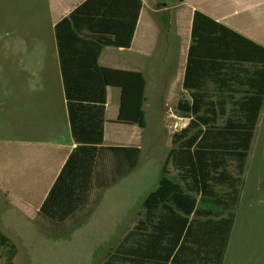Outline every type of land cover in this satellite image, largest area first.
Here are the masks:
<instances>
[{"label":"trees","instance_id":"1","mask_svg":"<svg viewBox=\"0 0 264 264\" xmlns=\"http://www.w3.org/2000/svg\"><path fill=\"white\" fill-rule=\"evenodd\" d=\"M118 1L86 0L55 25L76 145L39 208L53 223L76 214L87 204L92 189L113 184L139 160L137 146H103L104 116L107 86H116L120 88L118 121L145 127V78L140 72L103 67L98 56L108 44L129 46L141 1L126 0L123 4L127 13L122 18L125 23L131 21L124 40L118 32L113 33L112 41L82 36L84 30L104 31L112 21L121 23L120 14L111 10ZM229 61L241 63L239 81L244 95L219 125L216 118L223 107L204 100L201 84ZM183 88L190 98L178 99L175 112L189 121L172 133L158 186L144 199L140 217L124 242L103 264H114L115 260L118 264H187L196 256L203 264H222L264 102V47L195 11ZM168 162L175 166L177 180L168 176ZM101 170L111 174V180L96 187ZM0 246V264H14L16 246L1 230Z\"/></svg>","mask_w":264,"mask_h":264},{"label":"crops","instance_id":"2","mask_svg":"<svg viewBox=\"0 0 264 264\" xmlns=\"http://www.w3.org/2000/svg\"><path fill=\"white\" fill-rule=\"evenodd\" d=\"M85 1L39 0L34 3L33 0H30L32 2L30 7L37 11V14L33 17L38 21H34V25L37 24L41 27L45 37L38 39L25 34L19 38L22 46H13L9 54L10 58H12V65L8 68L9 73L20 75L19 77L15 76L12 80H21L19 86L24 87L23 91L21 90L17 93V98L14 96L15 93L13 94L14 99L11 100V103L15 105L14 100H16V104L21 106L20 111L24 114L26 121L23 125L14 127L15 131L20 135L23 134L21 139L0 140V202L6 208L18 210L31 221L36 218L46 219L39 213V208L67 157L76 145L70 130L55 25ZM140 1L141 8L129 46L112 44L103 46L98 56V63L107 68L140 72L144 76L146 83L144 96L151 74L155 77L154 87L166 76L164 82H167L169 88H171L169 102L165 101L166 123L170 113L177 115L175 106L178 99L182 97L190 98L188 91L183 88V80L195 11L206 14L215 21L264 47V0ZM123 4L126 5V0H119L116 6L111 9L113 13L117 12L120 14L121 23L112 21V24L109 23V30L104 31L84 30L82 36L88 39L99 38L112 41L114 40L113 33L118 32L121 39L124 40L131 21L127 19L129 21L125 23L122 18V14L124 13L126 16L127 13V8ZM33 41L36 43L34 46L31 45ZM2 48L6 49L7 45H2ZM18 63L19 66H17ZM240 70L241 63L235 64L229 61L226 63V67H222L220 71L212 73L211 78H206L202 81L201 91L205 95L204 100L209 105L216 104L219 107H223L222 112L218 110L219 113L216 118L219 125H222L227 120L231 115V111L236 107L237 102L244 95V88H242L239 81ZM51 73L56 74L58 79L57 102L55 103L53 99H48L44 104L40 103L38 105L35 103L32 107L30 98H27V96H31L32 92L29 82L32 80L33 75L39 76L36 80L41 81V74L47 75ZM111 87L119 89V98L113 115L108 118L109 90ZM119 107L120 88L107 86L103 146L139 147L130 140V136L131 134L133 136L138 135L140 129H136L133 132L124 129V125H129L133 128H137L135 126L138 125L119 122L117 119ZM11 111L13 113V110ZM26 117H32L33 121L27 120ZM180 118L186 121L185 125L189 121V118ZM57 121L60 123L59 126H56ZM263 122L264 102L257 118L247 157H249L254 148L256 137ZM138 128L141 127L138 126ZM108 162V167L111 168V159ZM104 170L100 171L101 175L96 187L102 184L107 185V181L111 180V174L107 175ZM108 186H102V188L98 189L94 188L91 194L93 191L94 193L102 191ZM91 194L89 197H91ZM240 197L241 189L239 200ZM84 208L85 206L78 210L76 214L84 210ZM141 212H139L138 219ZM86 213L89 215L90 212L87 211ZM76 214L68 219L73 218ZM247 216L250 217V215ZM238 219V213L235 209V218L222 264H226V257L234 231L238 226ZM136 222L131 228L123 231L126 233L122 238V243ZM249 223V221L241 222V224ZM185 254L188 256L190 252ZM122 264L126 263L123 262ZM187 264L203 263L196 256L192 257ZM232 264H249V261L239 258L232 260Z\"/></svg>","mask_w":264,"mask_h":264},{"label":"rangeland","instance_id":"3","mask_svg":"<svg viewBox=\"0 0 264 264\" xmlns=\"http://www.w3.org/2000/svg\"><path fill=\"white\" fill-rule=\"evenodd\" d=\"M31 5L30 0H0V140L23 137L14 127L23 125L26 119L20 111L21 106L16 104V100V106L13 105L11 100L14 99L13 94L17 98V93L24 87L19 86L21 80H12L20 75L10 74L8 68L12 65L9 56L12 47L22 46L20 37L25 34L38 39L45 37L41 27L34 25V21H38L33 17L37 11ZM35 44V41L31 43L32 46ZM2 45H7V48L3 49ZM37 77L33 75L29 82L32 92L27 98H30L32 107L35 103L44 104L48 99L56 103L59 91L57 75L41 74V81H37ZM154 79L151 74L145 93V127L123 126L130 132L140 129L138 135L130 136V140L141 149L137 166L102 191H93L84 210L64 223L40 218L31 221L18 210L6 208L0 202V230L16 246L14 264H103L109 253H115L126 233L123 231L137 221L144 199L158 186L171 148L172 133L186 123L174 113L169 114L166 123L165 101L169 102L171 88L164 82L166 76L156 82L155 87ZM118 98L119 89L111 87L108 118L113 115ZM26 118L33 121L32 117ZM59 125L57 121L56 126ZM166 167L168 176L177 180L175 166L168 162ZM240 189L241 197L236 206L238 226L226 264H232V260L239 258L248 260L249 264H264V122L246 159ZM247 221L250 223L241 224ZM2 252L0 246V254ZM118 263L119 260H115L114 264Z\"/></svg>","mask_w":264,"mask_h":264}]
</instances>
